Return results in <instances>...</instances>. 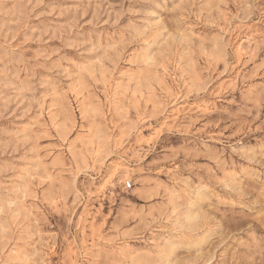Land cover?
Segmentation results:
<instances>
[{
    "label": "rangeland",
    "instance_id": "1",
    "mask_svg": "<svg viewBox=\"0 0 264 264\" xmlns=\"http://www.w3.org/2000/svg\"><path fill=\"white\" fill-rule=\"evenodd\" d=\"M0 264H264V0H0Z\"/></svg>",
    "mask_w": 264,
    "mask_h": 264
},
{
    "label": "built area",
    "instance_id": "2",
    "mask_svg": "<svg viewBox=\"0 0 264 264\" xmlns=\"http://www.w3.org/2000/svg\"><path fill=\"white\" fill-rule=\"evenodd\" d=\"M128 186H130V184H128Z\"/></svg>",
    "mask_w": 264,
    "mask_h": 264
}]
</instances>
